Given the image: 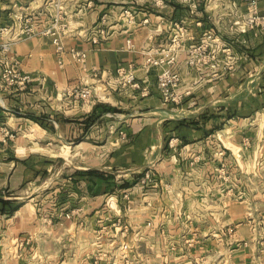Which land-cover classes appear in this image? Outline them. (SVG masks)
<instances>
[{"label":"crops","instance_id":"1","mask_svg":"<svg viewBox=\"0 0 264 264\" xmlns=\"http://www.w3.org/2000/svg\"><path fill=\"white\" fill-rule=\"evenodd\" d=\"M64 2L61 64L43 32L54 0H0V43L15 40L10 60L31 77L5 84L0 57V197L21 204L0 201V264H117L121 244L142 264H264V26L246 24L249 0ZM204 43L216 67L190 64ZM150 58L173 60L180 103L163 100Z\"/></svg>","mask_w":264,"mask_h":264},{"label":"built area","instance_id":"2","mask_svg":"<svg viewBox=\"0 0 264 264\" xmlns=\"http://www.w3.org/2000/svg\"><path fill=\"white\" fill-rule=\"evenodd\" d=\"M186 2H193L194 0H185ZM250 6L253 9V13L246 21V24L250 27L264 26V15L260 14L258 11V0H249ZM65 2L64 0H54L55 15L54 20L51 26L43 30L44 33L52 36L54 44L56 46V55L58 57L59 63H63L64 55L66 54V48L63 44L62 38L69 31L66 23L63 22L65 17ZM126 17L130 22L135 21V14L131 8H127L124 11ZM23 32L24 36L30 37L36 32L35 28V17L32 14L22 15ZM147 21V20H146ZM9 31L8 27H2L0 29L1 33L6 34ZM213 34H207V39H213ZM97 41V40H96ZM15 40H4L0 43V57L8 58L9 61H6L2 66L1 77L5 84L11 86L15 84H26L30 80V75L25 74L19 68V61L16 58L10 60V52L12 45ZM131 43V41H129ZM207 49V43H204L191 51L189 62L194 66H205L210 65L211 67H216L218 58L212 54H204ZM227 52L228 58H232L231 48L225 49ZM72 58L75 62L82 64L87 58V52L84 50L72 49L70 51ZM173 60H165L164 58H150L149 63L156 66H161V71L158 74V88L162 94L163 100L167 103H180L184 96L190 93V90L186 91L185 94H182L178 91L180 86V76L178 73L174 72L170 67V64ZM229 67L232 64L227 61ZM120 74L124 77V83L126 85H131L133 88L142 89L143 95L150 94V89L148 86L142 87V84L137 80L134 72L132 70H126L125 68H120ZM78 95L86 101H90L93 96L92 88L85 86L84 88L78 91ZM125 137V134L123 135ZM153 180V176L150 172H147L142 178L143 183H149ZM72 211L66 214L67 217H72ZM121 221V220H120ZM119 224V222H118ZM148 225L151 226V222H148ZM189 241V240H188ZM196 264H203L197 262Z\"/></svg>","mask_w":264,"mask_h":264},{"label":"rangeland","instance_id":"3","mask_svg":"<svg viewBox=\"0 0 264 264\" xmlns=\"http://www.w3.org/2000/svg\"><path fill=\"white\" fill-rule=\"evenodd\" d=\"M10 134H12V133L10 132ZM229 191H230V195H233L236 193V190L231 189V188L229 189ZM45 193H46L45 190L40 191L39 196L36 198L45 199V197H44V195H46ZM47 208H49L47 206V202L46 203L42 202L38 206L39 212H46ZM115 221L117 222V224L119 222L120 226H123V227L125 226L124 225L125 222H124L123 218H118ZM130 239H131V237L129 238L128 242L131 244L132 242L130 241ZM133 241H135V239ZM131 248L132 247L127 248V247H125V245L121 244V248H120L119 253H118L119 259L117 260V264H142L140 261V256H139L140 248H138L137 250L135 249V247H133L132 249ZM125 249H127V251Z\"/></svg>","mask_w":264,"mask_h":264},{"label":"trees","instance_id":"4","mask_svg":"<svg viewBox=\"0 0 264 264\" xmlns=\"http://www.w3.org/2000/svg\"><path fill=\"white\" fill-rule=\"evenodd\" d=\"M0 201L3 203L2 211L5 212V211L8 210V213H13L21 205L20 203H17L15 205H12L13 203H15V200H8V199H4L2 197H0ZM6 206H9V207L7 208Z\"/></svg>","mask_w":264,"mask_h":264}]
</instances>
